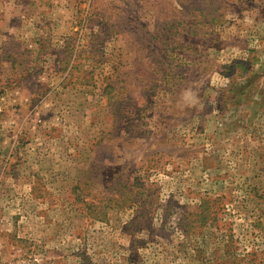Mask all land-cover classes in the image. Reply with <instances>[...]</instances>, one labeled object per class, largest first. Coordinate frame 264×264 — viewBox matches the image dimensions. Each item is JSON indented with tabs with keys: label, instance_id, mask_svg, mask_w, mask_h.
Listing matches in <instances>:
<instances>
[{
	"label": "rangeland",
	"instance_id": "374dc122",
	"mask_svg": "<svg viewBox=\"0 0 264 264\" xmlns=\"http://www.w3.org/2000/svg\"><path fill=\"white\" fill-rule=\"evenodd\" d=\"M0 264H264V0H0Z\"/></svg>",
	"mask_w": 264,
	"mask_h": 264
}]
</instances>
